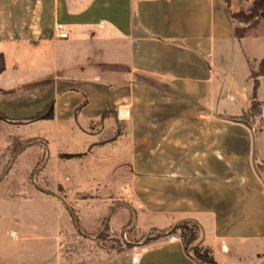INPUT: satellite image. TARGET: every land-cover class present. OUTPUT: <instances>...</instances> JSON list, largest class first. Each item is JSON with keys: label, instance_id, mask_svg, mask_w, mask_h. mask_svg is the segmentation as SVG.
Instances as JSON below:
<instances>
[{"label": "crops", "instance_id": "1", "mask_svg": "<svg viewBox=\"0 0 264 264\" xmlns=\"http://www.w3.org/2000/svg\"><path fill=\"white\" fill-rule=\"evenodd\" d=\"M253 1L0 0V110L27 121L52 104L54 117L39 121L55 125L96 123L109 111L133 141L138 211L169 219L161 240L133 242L111 264H200L170 232L187 219L202 227L215 259L217 252L240 261L259 255L264 263V177L253 168L252 132L242 123L253 126L256 161L264 164V75L255 117L254 81L239 115L221 108L222 89L213 86L233 49L250 78L264 58V19L238 38L227 13V2L239 12ZM58 23L67 38L57 36ZM96 39L104 42L98 57L89 50Z\"/></svg>", "mask_w": 264, "mask_h": 264}, {"label": "rangeland", "instance_id": "2", "mask_svg": "<svg viewBox=\"0 0 264 264\" xmlns=\"http://www.w3.org/2000/svg\"><path fill=\"white\" fill-rule=\"evenodd\" d=\"M89 50L102 56L104 42L96 39ZM226 59L213 86L222 89L221 108L239 115L249 106L253 80L235 49ZM105 119L55 125L0 118V264H111L133 242L163 238L169 219L138 211L127 125L112 113ZM216 260L262 264L259 255L240 261L217 252Z\"/></svg>", "mask_w": 264, "mask_h": 264}, {"label": "trees", "instance_id": "3", "mask_svg": "<svg viewBox=\"0 0 264 264\" xmlns=\"http://www.w3.org/2000/svg\"><path fill=\"white\" fill-rule=\"evenodd\" d=\"M227 13L234 23L235 36L238 38L243 37L246 29L249 26L255 25L260 19H264V0H254L251 8L248 11L233 12L227 2ZM6 69V58L3 52H0V74ZM264 75V58L259 62L257 68L252 66L251 77L254 81L253 97L251 101V107L249 109L250 116H257L261 112V103L257 98V92L260 82V76ZM109 111L104 113V116L108 115ZM54 117V106L52 104L39 111L35 116L30 119H52ZM0 118L10 120L1 110ZM121 123H124L120 121ZM261 174L264 177V164L258 165ZM179 232V237L186 251H189L192 258L198 261L200 264H218L215 259L214 252L211 248L204 246L202 243L197 244L200 241V234L202 227L199 223L193 219H187L179 222L170 232ZM148 241V240H147ZM264 264V263H263Z\"/></svg>", "mask_w": 264, "mask_h": 264}, {"label": "water", "instance_id": "4", "mask_svg": "<svg viewBox=\"0 0 264 264\" xmlns=\"http://www.w3.org/2000/svg\"><path fill=\"white\" fill-rule=\"evenodd\" d=\"M242 123L243 124H245L250 130H251V132H252V141H253V151H252V163H253V168H254V170H255V172L257 173V175L259 176V177H262V174H261V172H260V170H259V167H258V164H257V161H256V137H255V132H254V128H253V126L249 123V122H247V121H242ZM107 222H108V220L106 221V224L105 225H107ZM174 228V227H173ZM165 233V232H164ZM203 240H204V237H202L201 239H200V241L197 243L198 245L200 244V243H202L203 242Z\"/></svg>", "mask_w": 264, "mask_h": 264}, {"label": "built area", "instance_id": "5", "mask_svg": "<svg viewBox=\"0 0 264 264\" xmlns=\"http://www.w3.org/2000/svg\"><path fill=\"white\" fill-rule=\"evenodd\" d=\"M56 30H57V36L59 38H67L69 35V33L66 30L65 25L63 23H58ZM132 260H133V262H136L138 260V257L135 255V256H133Z\"/></svg>", "mask_w": 264, "mask_h": 264}]
</instances>
